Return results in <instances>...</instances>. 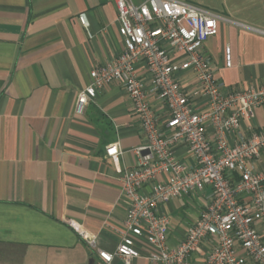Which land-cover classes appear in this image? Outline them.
Wrapping results in <instances>:
<instances>
[{
  "label": "crops",
  "instance_id": "1",
  "mask_svg": "<svg viewBox=\"0 0 264 264\" xmlns=\"http://www.w3.org/2000/svg\"><path fill=\"white\" fill-rule=\"evenodd\" d=\"M183 1L220 17L205 51L224 86L263 84L264 0ZM121 50L115 0H0V264H102L79 230L96 234L98 247L110 252L126 233L129 203L106 147L119 141L120 166L135 167L145 142L138 116L117 82L101 89L82 115L75 112L91 70ZM136 67L149 77L144 63ZM182 82L187 90L195 86L191 74ZM253 124L264 126V105ZM177 153L193 159L184 143ZM211 192L207 187L159 208L170 217L172 245L185 238ZM138 242L142 256L131 264H151L148 247ZM206 251L202 245L194 259Z\"/></svg>",
  "mask_w": 264,
  "mask_h": 264
},
{
  "label": "built area",
  "instance_id": "2",
  "mask_svg": "<svg viewBox=\"0 0 264 264\" xmlns=\"http://www.w3.org/2000/svg\"><path fill=\"white\" fill-rule=\"evenodd\" d=\"M115 3L121 53L91 70L75 112L82 115L101 89L117 82L129 96L145 142L136 149L133 168L120 166L119 141L106 147L129 203L126 233L115 251L100 249L96 234L79 230L81 236L102 264L116 258L131 264L142 256L138 241L148 247L151 264H264V126L253 124L264 105V83L230 89L217 77L205 51L206 41L219 33L216 13L183 0ZM79 19L87 25L84 14ZM224 63L233 66L229 46ZM186 74L195 79L190 90L182 82ZM196 99H203L204 107L196 106ZM183 143L192 161L180 159L177 147ZM207 187L212 192L198 219L172 245L170 217L159 208ZM202 245L206 253L194 259Z\"/></svg>",
  "mask_w": 264,
  "mask_h": 264
}]
</instances>
